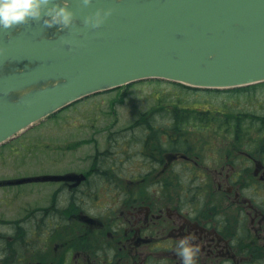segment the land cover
<instances>
[{
	"label": "flooded vegetation",
	"instance_id": "af4514ba",
	"mask_svg": "<svg viewBox=\"0 0 264 264\" xmlns=\"http://www.w3.org/2000/svg\"><path fill=\"white\" fill-rule=\"evenodd\" d=\"M160 109L140 148L2 151L0 264H182L186 235L197 264H264V148L179 146Z\"/></svg>",
	"mask_w": 264,
	"mask_h": 264
},
{
	"label": "water",
	"instance_id": "95a60500",
	"mask_svg": "<svg viewBox=\"0 0 264 264\" xmlns=\"http://www.w3.org/2000/svg\"><path fill=\"white\" fill-rule=\"evenodd\" d=\"M99 28L0 30V144L90 94L148 78L230 88L264 81V0H96ZM70 40L71 46L64 43Z\"/></svg>",
	"mask_w": 264,
	"mask_h": 264
},
{
	"label": "rangeland",
	"instance_id": "374dc122",
	"mask_svg": "<svg viewBox=\"0 0 264 264\" xmlns=\"http://www.w3.org/2000/svg\"><path fill=\"white\" fill-rule=\"evenodd\" d=\"M185 89L170 82L148 80L93 94L5 143L0 153L16 147L24 151L18 148L16 154L10 153L8 160H2H47L49 148H81L83 155L93 148L111 145L107 142L110 136L117 139L112 148H140L145 135L142 129L152 128L151 121H145L143 115L154 114V108L161 106L158 112L162 115L154 116L155 122L165 119L162 125L169 129L181 117L176 128H188L183 135L184 131L174 137L179 146L189 142L199 148H264V84L211 93ZM180 106L189 112L183 113ZM199 109L210 110L205 114L216 118L207 122L195 118L193 114ZM130 131L134 141L131 147L127 143Z\"/></svg>",
	"mask_w": 264,
	"mask_h": 264
},
{
	"label": "clouds",
	"instance_id": "9594fccd",
	"mask_svg": "<svg viewBox=\"0 0 264 264\" xmlns=\"http://www.w3.org/2000/svg\"><path fill=\"white\" fill-rule=\"evenodd\" d=\"M74 0H0V30L19 29L29 22H41L56 31L71 29L77 20ZM78 7L89 10L83 23L91 28L101 27L115 11L114 7L96 6V0H77ZM65 44L71 46L70 40ZM175 252L182 264H197L200 248L194 237L186 235L175 245Z\"/></svg>",
	"mask_w": 264,
	"mask_h": 264
},
{
	"label": "trees",
	"instance_id": "16d2710c",
	"mask_svg": "<svg viewBox=\"0 0 264 264\" xmlns=\"http://www.w3.org/2000/svg\"><path fill=\"white\" fill-rule=\"evenodd\" d=\"M261 84H264V83H261ZM259 85V84H258ZM254 86V85H253ZM238 89H241V88H236V89H233V90H238ZM179 108H181L182 110H184V109H187V108H182L181 106L179 107ZM209 111V110H208ZM183 113H188V111L187 110H184V111H182ZM202 112V111H201ZM195 115L201 120V121H204V122H207V121H210V119L211 118H216V115H215V117H211L210 116V114H205L204 112H202V113H200V112H196L195 113ZM229 115V114H228ZM182 118L180 117V120H181ZM180 120L179 119H177V120H174L173 122H172V124H171V126L170 127H172V125H173V127H177L178 125H179V122H180ZM151 125H153V124H150V126ZM152 128H153V126H151ZM181 129H184L185 127L184 126H181L180 127Z\"/></svg>",
	"mask_w": 264,
	"mask_h": 264
}]
</instances>
